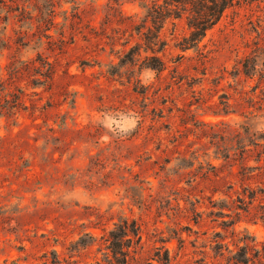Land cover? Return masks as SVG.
I'll return each mask as SVG.
<instances>
[{
  "label": "rangeland",
  "instance_id": "374dc122",
  "mask_svg": "<svg viewBox=\"0 0 264 264\" xmlns=\"http://www.w3.org/2000/svg\"><path fill=\"white\" fill-rule=\"evenodd\" d=\"M54 1L49 30L50 0L0 3V264H116L103 235L125 218L128 264H264V0L199 49L168 19L162 71L134 29L153 0Z\"/></svg>",
  "mask_w": 264,
  "mask_h": 264
},
{
  "label": "trees",
  "instance_id": "16d2710c",
  "mask_svg": "<svg viewBox=\"0 0 264 264\" xmlns=\"http://www.w3.org/2000/svg\"><path fill=\"white\" fill-rule=\"evenodd\" d=\"M5 0H0L3 3ZM49 8L47 11H42L41 18L47 24V30L56 24L55 16V1L50 0ZM234 5V0H163V3L153 0L151 4H147L146 14L142 23L134 26V29L138 35L145 40L146 48L152 51V55L148 57L151 61L148 63L151 68H155L158 71H162L165 68V62L161 57L155 54L156 51H163L167 42L161 38V29L168 19L171 18H182L185 13H187V24L190 29L188 36H184L180 41L179 45L183 50L191 48H200V43L206 37L207 32L212 29L223 17L224 13ZM17 10L20 9L18 5ZM64 36V31L61 33ZM48 38L51 35H46ZM65 42V39H61ZM141 44V43H138ZM130 52L136 54L133 48ZM129 52V53H130ZM42 60V57L38 58ZM254 60L253 65L250 64L249 59H246L243 66V72L247 75H252L251 71L258 70L257 57L252 58ZM46 65L49 67L46 71L38 69L36 72L40 74L44 79H39L40 84H47L52 81L55 69L51 63L45 61ZM264 65V62L262 63ZM46 65L42 66L45 67ZM262 71V70H261ZM260 71V72H261ZM263 74V72H261ZM20 91V90H19ZM14 103L4 106L9 115L15 114L16 110L20 105V95L15 94ZM252 198H254V194ZM109 234H104L106 241L109 242L107 249V257L110 261H114L116 264H128V256L130 253V248H134L136 253L138 247H144L143 244V230L142 224L136 219H123L120 223H115V228L108 232ZM163 239L161 242H165ZM125 248H128L127 250ZM163 247H157L161 249ZM154 258L164 263H169L170 252L168 248H165L163 257L160 251L155 253ZM143 264H153L152 262H146Z\"/></svg>",
  "mask_w": 264,
  "mask_h": 264
}]
</instances>
